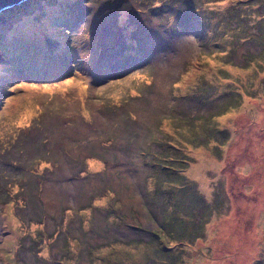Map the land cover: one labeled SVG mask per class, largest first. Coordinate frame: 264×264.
<instances>
[{
	"label": "rangeland",
	"instance_id": "374dc122",
	"mask_svg": "<svg viewBox=\"0 0 264 264\" xmlns=\"http://www.w3.org/2000/svg\"><path fill=\"white\" fill-rule=\"evenodd\" d=\"M52 1L0 10V264H264V0Z\"/></svg>",
	"mask_w": 264,
	"mask_h": 264
},
{
	"label": "bare ground",
	"instance_id": "6f19581e",
	"mask_svg": "<svg viewBox=\"0 0 264 264\" xmlns=\"http://www.w3.org/2000/svg\"><path fill=\"white\" fill-rule=\"evenodd\" d=\"M24 1L25 0H18L16 2H14V3H11V4L20 7V4H22ZM31 1H33V0H31ZM27 3L31 4V2H27ZM0 10L4 11L2 9V7L0 8ZM231 70L235 74L236 77H241V78H244L246 75H249V74L253 73L255 70L260 71L259 69H256L255 64H253V67L251 69L239 70V71H235L233 69H231ZM87 74H88V72H87ZM260 80H261V84L264 85V72L263 71H260ZM225 83L227 85H229V86H233V87L237 86L236 82L226 81ZM245 100H246V102L248 104L250 99L248 97H245ZM247 104L243 106L245 114L248 115L249 117H252L253 119H257V117H258V118H260L262 120L263 117H264V114H262L261 112L256 113L255 110L250 108ZM226 119L227 118L224 119L225 122H226ZM229 120H230V118L228 119V122H229ZM261 120H260V124L264 123V121H261ZM196 151H198L201 154L208 152L205 148H199ZM244 162L247 163L248 161H244ZM202 164H204V166L206 167V166L211 164V161L210 160L203 161Z\"/></svg>",
	"mask_w": 264,
	"mask_h": 264
},
{
	"label": "trees",
	"instance_id": "16d2710c",
	"mask_svg": "<svg viewBox=\"0 0 264 264\" xmlns=\"http://www.w3.org/2000/svg\"><path fill=\"white\" fill-rule=\"evenodd\" d=\"M53 4H54V1H52V0H38L36 3L32 4L33 9L27 10L26 8H24V6H21V5H20V7L19 6L13 7L11 9H12V11L15 12V15H18V18L21 17V13H19L20 11L23 13H24V11H26V13H24V14H29V18L34 19L38 14V12L36 10H39V8H44V9L52 8ZM62 75L64 77V75H65L64 70L62 71ZM60 80H61V78L58 79L57 81H60Z\"/></svg>",
	"mask_w": 264,
	"mask_h": 264
},
{
	"label": "clouds",
	"instance_id": "9594fccd",
	"mask_svg": "<svg viewBox=\"0 0 264 264\" xmlns=\"http://www.w3.org/2000/svg\"><path fill=\"white\" fill-rule=\"evenodd\" d=\"M25 1H27V0H25ZM21 6H24V2L22 3V4H20ZM12 6V4H9V5H7V6H4L2 9L3 10H6V9H9L10 7ZM15 7H18V6H15ZM7 11V10H6ZM10 12H11V14H14L15 15V12L14 11H12V9H10L9 10ZM16 16H18V15H16ZM61 77H59V76H57L56 78H53L55 81H57L58 79H60ZM40 80L39 81H33L34 83H37V82H41L42 83V81H43V79L42 78H39Z\"/></svg>",
	"mask_w": 264,
	"mask_h": 264
},
{
	"label": "water",
	"instance_id": "95a60500",
	"mask_svg": "<svg viewBox=\"0 0 264 264\" xmlns=\"http://www.w3.org/2000/svg\"><path fill=\"white\" fill-rule=\"evenodd\" d=\"M16 1H18V0H0V8L1 7L3 8L4 5L11 4V3H14Z\"/></svg>",
	"mask_w": 264,
	"mask_h": 264
}]
</instances>
